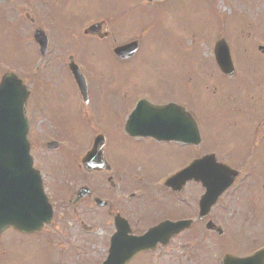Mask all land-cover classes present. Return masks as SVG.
<instances>
[{
    "label": "rangeland",
    "instance_id": "374dc122",
    "mask_svg": "<svg viewBox=\"0 0 264 264\" xmlns=\"http://www.w3.org/2000/svg\"><path fill=\"white\" fill-rule=\"evenodd\" d=\"M133 6L132 0H0V74L14 69L24 77L26 84H31L35 77L34 89L41 93L38 97L44 101L41 109L45 111V118H42L44 114L37 118L35 114L28 138L36 158L34 166L49 178V182L50 175H54L52 187H46L50 200H56L54 185L57 183L69 185L72 192L78 185L77 179L84 178L88 185L100 179L97 174L86 175L81 167L74 170L72 165L75 167V164L68 159L72 154V160L81 156L82 151L90 147V135L93 137L98 130L107 134L109 156L123 160L125 165L127 160L131 161V177L123 179L134 181V185H148L144 178L154 175L156 167L174 172L185 164L163 153L159 154L157 163L148 161L144 155L133 156L132 142L122 144L119 141L123 140L114 138H118L117 121L127 110L111 96V90H120L130 99L136 93V98L145 96L141 92L162 100L181 97L179 102L204 126L201 136L207 138L218 160L228 161V152L250 145L253 156L247 169L253 165L254 173L264 174V121L259 125L255 139L251 138L257 121L253 124L247 121L250 125H246L248 117L255 119L261 111L264 114V107H258L264 106V55L255 48V43H261L258 40L264 42V0H182L171 7L165 6L164 9L169 7V11H162L155 21L151 12L147 14L136 7L139 12L133 11L128 17V9ZM109 15H121L120 19L126 21L121 24V29L124 24V30L129 31L126 35H121L124 31H120L116 40L125 41L136 33L142 34L139 51L126 63H120L112 55L111 38L100 40L83 35L82 30L88 22ZM241 22L246 23V29L241 30ZM140 23L147 26V31L138 27ZM108 26L112 31L116 30L109 23ZM36 27L42 28L49 37L45 81L37 68V43L32 37ZM218 28L227 39L238 70L232 78L223 77L209 59L213 38L209 35L216 33ZM71 54L80 64L82 75L92 84H88L89 106L83 110L79 107L81 100L76 85L65 67ZM239 78L244 81L239 82ZM242 84L246 86L242 88ZM186 90L192 98H185ZM185 99L189 104H185ZM236 105L245 110L233 115L229 109ZM239 134L242 137L237 139ZM51 136L61 140L63 145L54 150L47 149L45 143ZM185 148V145L160 146L159 150L184 153ZM35 149H39L38 152H34ZM228 163L238 165L237 160ZM71 172L82 176L73 178L68 175ZM258 178L256 175V181ZM102 183L104 187L108 186L104 178ZM251 184L249 181L248 187L223 194L215 209L225 202H233L229 210L236 216L239 203L250 198L263 215L264 180L253 190ZM263 231L264 227L261 232L258 228L257 235H262ZM14 233L5 231L1 242L3 248L9 250L5 258L11 259V264H17L15 250L20 249V241L28 239V236L22 238ZM52 247L56 248V245ZM29 249L31 246L24 243L18 264H31L24 255ZM91 254L87 252V257ZM81 256L83 254L78 257ZM62 262L69 264L67 260ZM36 264H40L39 259ZM80 264L89 263L84 260Z\"/></svg>",
    "mask_w": 264,
    "mask_h": 264
},
{
    "label": "flooded vegetation",
    "instance_id": "af4514ba",
    "mask_svg": "<svg viewBox=\"0 0 264 264\" xmlns=\"http://www.w3.org/2000/svg\"><path fill=\"white\" fill-rule=\"evenodd\" d=\"M167 1L151 4H163ZM103 22L105 24L107 21L103 20ZM104 32L106 35L104 38L108 36L114 38V33L108 29L106 24ZM111 91V96L124 108L126 107L128 112L136 101V95L133 94L134 96L130 99V96L126 97L127 94L121 93L120 90ZM89 97L88 91V101L82 103V108L89 106ZM154 99L161 101L162 98L154 97ZM177 100L180 101L178 98L172 101L177 102ZM41 103L42 101L31 98L27 100L30 111L36 110L35 108ZM32 117L30 122L33 120ZM125 117L117 121L119 123L118 138L117 136L114 138L118 141L123 140L119 141L122 144L126 143L124 141L132 142L133 156L144 155L148 161L157 163L160 159L159 154L163 153L165 156H173L182 160L186 164L206 153H214L207 138L202 136L186 144L175 140H157L150 136L131 137L124 131ZM198 131H200L199 127ZM256 131H258L257 126ZM98 133L104 134L103 154L106 161L100 165L97 163L96 170L87 172L82 169V171L86 175L97 174L100 179L95 184L89 185L85 183L84 178L76 180L79 184L88 185L90 193L81 199L74 200V190L71 192L69 185L55 184L56 200L52 202L51 223L43 226L38 233L29 235L14 233L22 238L30 236V242L27 244L31 246V249L24 255L31 264H36L38 259L40 264H63V260H67L69 264H80L84 260L89 264H102L109 252L111 240H113L114 253L111 264H238L235 258L251 257L263 247L264 233L257 235V232L258 228L261 232L264 227V214H259L254 200L249 198V201L240 202L236 208V216H232L229 210L234 203L225 202V204H220L218 208L220 212L213 204L203 216L199 217V199L204 190L200 182L189 180L179 191H176L161 182L165 174L172 172L168 168L160 170L157 167L154 175L141 177L148 180V185H134V181H125L124 177H131L133 170L131 161L127 160L125 165L123 160L109 156L107 154L109 141L107 134L103 130H98L94 135ZM191 134L188 132L184 138L186 136L191 138ZM176 145H185L184 153L159 150L160 146ZM233 156L238 161L237 166L242 168V166L249 165L253 153L250 151L234 153ZM77 165L81 167L79 162ZM243 172L245 174L241 177L245 176L243 178L245 180L241 181L240 186L236 184L237 188L248 187V182L252 181L250 186L252 189L264 180V175L260 173L257 174L259 178L256 181L253 169L247 171L246 168ZM68 175L73 178L78 175L82 176L75 172ZM238 176L235 181L239 178ZM53 177L54 175L51 174L48 186L52 187ZM103 178L108 183L107 187L103 186ZM135 180L139 181L140 178H135ZM95 197L101 200H95ZM165 219L171 221L187 219L189 223L167 239H165L166 235L161 236L160 233H155L153 235L157 240L155 243L151 242L148 247L142 249L131 248L135 244L131 236H140ZM1 236L2 234H0V262L11 264L12 260L5 258L9 250L3 248L1 242L4 235ZM22 240L20 241L21 248L26 243ZM55 245L56 248L52 247ZM21 248L15 250V263L17 264L21 258ZM87 252L92 253L91 256L87 257ZM80 254H83L81 258L78 257ZM89 258H91L90 261ZM243 264H260V262L255 258H247ZM262 264H264V259Z\"/></svg>",
    "mask_w": 264,
    "mask_h": 264
},
{
    "label": "water",
    "instance_id": "95a60500",
    "mask_svg": "<svg viewBox=\"0 0 264 264\" xmlns=\"http://www.w3.org/2000/svg\"><path fill=\"white\" fill-rule=\"evenodd\" d=\"M98 24L89 26L85 33L97 34ZM34 38L43 51L46 49V37L44 33L37 29L34 32ZM137 48V42L117 46L114 53L119 58L131 56ZM221 71L229 74L232 72L231 63L227 49H219L216 52ZM70 60L72 58L70 57ZM73 76L79 89H85L84 79L78 68L72 61L69 64ZM27 93L25 87L13 74L6 73L0 81V231L7 226H13L21 231H32L35 227L48 219L50 215V205L47 203L41 190L37 173L31 168V158L28 155L29 144L25 138L27 125L23 116L22 105ZM188 115V114H187ZM191 119V117L188 115ZM189 118H182L184 124L193 123ZM133 120L126 125L131 134H144V130H137L133 126ZM157 127L166 129V127L147 124L146 128L154 130ZM190 126L185 125L183 130ZM158 131V129L156 130ZM104 138L102 135L96 136L91 150L85 155L82 162L88 168L99 165L102 160V146ZM55 143H48V146L54 147ZM92 160V164L88 162ZM215 183L208 185L207 194H204L203 207L206 209L216 200L218 195L226 188L234 177L236 172L228 166L215 162ZM188 166L182 172L189 171ZM185 176L174 175L169 181V185L178 189L181 186ZM206 185V181H204ZM86 193L85 187H81L78 197ZM204 208V209H205ZM206 211V210H205ZM203 213H205L203 211Z\"/></svg>",
    "mask_w": 264,
    "mask_h": 264
}]
</instances>
